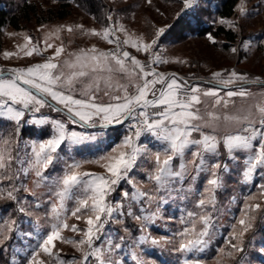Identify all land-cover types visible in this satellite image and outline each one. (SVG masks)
Here are the masks:
<instances>
[{"label": "snow or ice", "instance_id": "6c2138e0", "mask_svg": "<svg viewBox=\"0 0 264 264\" xmlns=\"http://www.w3.org/2000/svg\"><path fill=\"white\" fill-rule=\"evenodd\" d=\"M148 2L151 3V0ZM182 2L183 9H189L195 5L196 0ZM244 3L245 0H240L238 6L241 15L245 14ZM108 20H112L111 15ZM221 23L232 22L222 20ZM76 29L85 35L99 37L114 44L115 48L110 51H101L95 47L81 49L77 53H69L72 58L61 64L54 62L65 51L61 44L55 48L53 56L43 63L0 69V120L15 125L14 134L0 136V184L9 182L8 187H0V199L22 205L17 193L21 188L24 191L29 189L21 177L34 176L33 183L36 187L44 182H50L51 185L49 190L52 203L48 212L50 228L39 236L26 264H90V261L93 264H120L119 261H113L108 253L121 249L125 238L120 237V242H114L110 236L105 235L106 225L111 222L123 224V217L131 216L141 222V230L146 233V225L157 215L155 212L151 215H137L133 211L136 203L156 200L155 195L141 190L130 175L143 157L149 156L152 159L153 167L148 179L155 183L156 191L167 188L173 180H184L189 172V165L195 172L191 177L193 180L199 174L207 173L204 189L199 193L197 201V207L201 209L215 206V192L221 186V171L227 167L219 159H215L220 156L221 148L226 150L231 159L237 158L239 152L247 153L243 169L246 179L256 170L264 169V100L254 106L255 117L251 108L244 115H221L215 111L217 106L226 109L234 102V97L247 98L252 95L244 87L245 84L264 86V81L259 78L249 81L246 74L225 70L224 73H212V78L205 82L222 87L203 88L200 84H190L175 73L165 74L153 67L154 64L170 62L153 50L157 44L156 39L150 42H144L142 37L132 39L123 25L113 24L101 30L87 31L82 25H77ZM61 30H64V26L56 30L57 39ZM74 30L71 26L66 27L69 33ZM117 32H125L127 38L121 41ZM164 32L165 28H159L155 35L159 38ZM208 39L212 41L213 37L209 35ZM25 40L27 43L18 46L17 52L5 51L4 59L20 57L21 53L25 57H31L34 53L41 54L39 44H32L31 38L27 36ZM43 43L44 51L54 47L47 37ZM124 46L147 53L151 57L150 61L142 63L124 50ZM231 51L235 53L237 49L232 48ZM117 73L123 74L127 82L115 80ZM238 82L239 86L235 89L225 90ZM221 91L223 95L220 94ZM104 97L108 98L107 101ZM205 97L211 98L212 102L210 107L205 106L202 110L200 106L204 104ZM45 107L64 113L67 119L37 117L36 114ZM27 115L31 119L25 120ZM221 119L241 127L234 132L217 134L216 122ZM124 121H133L129 124L130 133L108 153L92 160L66 163L63 174L55 179L45 175L61 159L62 145H79L94 138V135L87 136L83 132L70 130L69 124L103 129ZM22 122L50 124L51 135L47 139L33 140L21 147L16 137ZM145 133L154 137L162 147L153 151L148 145L140 143V138ZM188 152L190 159H186ZM177 160L179 163L174 165ZM211 160L214 162L210 163ZM84 163L97 164L104 169V173L81 171ZM122 182L131 185L132 190L123 189ZM117 188H121L122 199L113 202L109 197ZM260 189V196L264 197V185ZM254 199L255 196L248 197V200ZM68 201L74 203L71 210L66 207ZM124 201H128L127 207ZM36 206L39 207V204ZM18 211L25 213L27 210L20 206ZM258 211H264L261 203L245 205L240 218L232 226L231 240L228 242L230 250L220 249L222 258L227 256L235 259V253L244 251L243 238L253 228L255 213ZM187 215L197 219L191 221V227H185L178 233L182 239L175 250L194 255L202 252L208 244V228L212 217L207 212H189ZM70 218L82 220L84 227L69 224ZM197 222L201 225L199 230L195 227ZM15 224V220L3 222V227H0V245L11 238L7 233L13 231ZM64 231L75 233L79 239L66 238ZM26 235L31 236L32 233ZM149 238V235H145L139 243L142 244ZM57 242L72 245L81 256L71 260L62 259L56 249ZM151 243L159 244L160 241L152 238ZM41 256L48 259H42ZM184 264H204V261L191 258L185 259ZM217 264H221L220 260Z\"/></svg>", "mask_w": 264, "mask_h": 264}, {"label": "rangeland", "instance_id": "374dc122", "mask_svg": "<svg viewBox=\"0 0 264 264\" xmlns=\"http://www.w3.org/2000/svg\"><path fill=\"white\" fill-rule=\"evenodd\" d=\"M37 1V6L40 9H46L49 7H56V0H35ZM106 3L111 7L109 12L105 15L104 19L100 23L95 22L91 15L85 14L83 11H80L79 8L72 7L70 15L63 20H55L52 22L37 24L35 22H30L26 24V28H21L20 30H15L10 27H6L2 31V46L0 50V69H9L13 67H27L36 63H43L47 59L53 56L55 48L63 44L65 51L61 54L56 61L58 63H63V61L71 59L69 53H77L81 49L88 50L92 47L97 48L101 51H110L115 48L114 44H109L107 41L100 39L99 37L85 35L80 30L76 29L77 25H82L85 31L90 29L101 30L105 26L109 25H123L126 33L132 37V39L143 38L144 42H150L152 39L157 40V44L154 46V51L159 54L162 58L169 60V63L154 64L153 67L156 68L158 72H163L165 74H171L176 72L181 74L187 79V81H195L194 84H200L203 88L213 87L205 82L212 78V73L222 72L225 70L227 72L236 71L239 74H246L249 78V81L259 78L261 81H264V0H245L244 8L245 14L241 15L239 5L240 0H237L234 13L229 18L217 17L214 14V8L218 5L220 0H196L195 5L189 9H183V2L180 3H162V0H151V3L148 0H105ZM3 6V3H1ZM205 7L209 8L211 11V18L214 19V25L222 24L228 28L234 29L238 33V38L234 44L230 45V50L236 48L237 51L233 53L232 51H226L225 54L217 52L214 48L207 46L203 40H187L183 41L181 44L176 46L167 47L169 36H167V22H170V19H173L176 15L181 16L184 14L187 15L186 18L189 21L193 20L195 17L196 8ZM160 7V8H159ZM163 7V8H162ZM203 9V8H201ZM173 12V14L171 13ZM192 12L194 13L193 16ZM109 15H111L112 20H108ZM151 17L152 23L150 30L147 34V28L145 27L146 16ZM176 16V17H177ZM204 23H211V19L202 17ZM230 21L229 23H221V21ZM64 26V30H61L58 35L59 39L56 38L58 28ZM71 26L75 29L72 33L66 31V27ZM25 27V26H23ZM243 27V29H242ZM159 28H165V32L161 34L159 38L156 37V31ZM240 28V30H239ZM120 40L123 41L126 37L125 32H117ZM31 38L32 44H39L41 48V54H33L31 57H25L23 54H20V57H13L11 59H4L3 53L5 51L17 52L18 46H22L27 41L25 37ZM48 38V42L54 45L53 48L47 49L44 51V39ZM164 38V43L162 39ZM224 41V40H221ZM225 42V41H224ZM167 47V48H166ZM124 50L130 52L132 56H135L142 63H147L150 61L151 57L147 53L137 52L136 49L131 48L130 46H124ZM232 55H231V54ZM218 54L219 57H215ZM197 60L198 62H194ZM181 61V62H177ZM229 66V67H228ZM65 71H69L65 69ZM119 78L123 83L127 82V78L120 73L115 74V78ZM201 80V82H200ZM191 82V83H193ZM238 82L236 85L228 86V89L232 90L239 86ZM217 88L222 86L214 85ZM244 87L252 93V95L247 98L234 97L232 100L233 103H230L229 106L225 109L223 107L217 106L215 111L221 115L230 114V115H244L251 108L254 117H255V105L264 100V86L261 84L248 83ZM223 95V91L220 93ZM107 101V97L103 98ZM204 104L211 105V98H203ZM52 111V110H51ZM51 119L66 120L65 118H60L56 116ZM127 124L128 135L131 131L129 124L133 121H124ZM123 122V123H124ZM13 126L14 124L11 123ZM26 125V124H24ZM30 124L27 123L26 126ZM43 125V124H35ZM70 130H80L82 129L78 125H68ZM74 126V127H73ZM77 127V130L75 129ZM241 125H238L234 122H226L223 119L216 122V129L218 133L222 135L225 132H234L239 129ZM0 126V136L14 134L15 125L7 129V133H3ZM21 130V128H20ZM20 131L16 137L21 144V147L30 143L33 140H43L37 139L35 137L29 136H20ZM86 135V134H85ZM88 135V134H87ZM89 135H93L90 134ZM125 135V136H126ZM49 137V136H48ZM47 137V138H48ZM44 138V139H47ZM119 140V139H117ZM86 143H82L84 146H93L96 144V137L93 139L86 140ZM114 147V146H113ZM153 151L159 150L158 147H151ZM111 149H106L103 154L108 153ZM64 151L66 153L73 155L69 157L70 161H66L64 158ZM15 155V153H13ZM66 154V156H68ZM62 161H57L54 167L48 169L45 175H50L51 179L63 174L66 163H71L73 160L86 161L90 160L89 158H80L75 156V151L72 149V145L64 144L62 145V151L60 152ZM247 153L239 152L237 158H229L226 150H220V156L215 159H219L223 164H226L227 167L221 171V186L215 192V206H209L207 209H201L197 207V201L200 198L199 193L203 191L207 173H201L197 176L195 180L191 177L195 175V172L192 170V166L189 165V172L186 175L183 181L178 180L175 182L173 180L165 189H160L159 194L162 196H173L181 193L182 191L188 192L191 195L192 201L188 203L181 204L177 209V221L171 216L173 214L172 210L175 208V200H167L162 198L157 199L151 202L143 201V203H136L133 205V211L137 215H151L153 212L157 213L146 225L147 232L141 230V222L137 221V224L140 226V232L137 235H133L131 247L128 251H123V246L120 250H114L111 253H108L110 258L113 261H119L120 264H124L122 260L123 257H128V262L131 264H159L155 258V255H160L161 262H165L167 259V264H184L185 259L198 258L204 261V264H217V261L220 260L221 264H230V258L224 256L223 258L220 255V249L230 250L227 247L226 242L216 245V242L222 237L223 234L228 236L225 238L228 240V237H231L233 231L232 226L236 224L237 220L240 218L242 212L245 209L247 203H261L264 200V197L260 196V186L264 185V169L256 170L250 177L247 179L243 175V169L245 168V159ZM67 158V157H66ZM95 159V158H94ZM186 159H190V152L186 153ZM177 164L179 161H174ZM214 162V160H211ZM145 165V166H144ZM176 165V164H175ZM15 167V166H14ZM153 162L149 156L143 157L138 161V166L130 174L134 177L137 182V186L143 191H147L149 195L154 194L152 186L149 184L151 181L148 179L149 172L152 170ZM81 171L94 172L97 174L104 173V169L99 165L94 163H84ZM145 171V172H144ZM147 171V172H146ZM35 177L29 176L27 178L21 177V180L24 184L28 186L29 191H24L23 188L17 193L18 199L22 201L21 204H17L15 201H9L6 199H0V227H3V222L7 220H15L16 224L10 235V239L6 241L3 245H0V250L3 254H7L10 264H26L28 256L33 248H35L39 236H42L50 228V218L48 212L52 203L51 192H50V182H44L39 187H36L33 183ZM19 183V181H17ZM124 183L125 187L123 189L128 190V186L132 188L126 182ZM9 182L4 181L0 184V187H8ZM152 191V194H151ZM121 192V190H120ZM34 193V195L32 194ZM249 196H255L256 199L248 200ZM184 197L187 199L189 196L184 194ZM54 199V198H53ZM122 199L120 193L117 194L116 201ZM125 206L127 207L128 202L124 201ZM39 204V207L36 205ZM71 202L66 203V207L71 210L73 206H70ZM166 204L171 205V209L165 210ZM23 206L26 208L25 213L18 211V208ZM185 210V212H183ZM189 212H198V214H203L207 212L212 217V222L208 228V244L202 252H197L194 255L190 253H181L179 259L175 261L176 247L181 241L182 237L178 233L182 232L185 227H191V221L197 219L196 217H189L187 214ZM256 215V213H255ZM69 224H77L79 227L83 228L84 223L82 220L77 221L75 218H70L68 220ZM180 224L179 225H177ZM264 223V217H263ZM157 227L159 233L153 234L151 232V227ZM179 226V227H178ZM195 227L197 230L200 229L201 225L199 222L196 223ZM237 228L239 225L237 224ZM6 232V229H5ZM27 233H32L31 236L26 235ZM39 234V235H38ZM176 234V235H175ZM63 235L66 238L79 239L75 233L71 231H64ZM105 235L111 236V232L108 229L105 230ZM149 235V239L144 243H139L142 237ZM246 236V235H245ZM155 238L160 241L159 244H152L151 239ZM2 239V236H0ZM115 242L116 240L113 239ZM118 242L119 239H117ZM243 241L244 240L243 238ZM100 243V242H98ZM228 243V242H227ZM243 246V245H242ZM216 249L214 254L212 250ZM56 249L59 250L60 256L64 260H71L75 258L76 249L70 244H64L57 242ZM264 235L261 234V231L255 233V235L248 239L246 248L239 257L238 264H264ZM122 252L119 255V252ZM164 251V254H162ZM70 253V256L65 257V254ZM156 253V254H155ZM172 257L170 256V254ZM169 255L170 258H167ZM42 259L47 260V257L41 256Z\"/></svg>", "mask_w": 264, "mask_h": 264}, {"label": "trees", "instance_id": "16d2710c", "mask_svg": "<svg viewBox=\"0 0 264 264\" xmlns=\"http://www.w3.org/2000/svg\"><path fill=\"white\" fill-rule=\"evenodd\" d=\"M236 2L237 0H220L218 5L214 8V14L218 18L219 17L221 18L231 17L234 13V7H235ZM1 3H3V6L1 5ZM162 3L163 4L172 3V5H174V3L181 4L182 0H162ZM75 5L77 8H79L80 11H83L85 14L91 15L92 19L97 23H100L102 19H104L105 15L111 9V7L106 3L105 0H56V5H55L56 7L54 8L49 7L46 9H40V7L37 6V1L35 0H0V50L2 46V36H3L2 31L6 27H10L15 30H18V29L20 30L21 28H26V24L30 22L41 24V23L52 22L55 20H63L70 15L71 8L75 7ZM201 8L200 7L196 8V12H194L195 17H193L194 21L193 20L189 21V19L186 18L187 15L190 14L189 13L187 15L184 14L181 16L176 15L177 17L175 16L173 19H170L171 20L170 22H167V25H168L167 36H169L170 38L168 39V42L170 43H168L167 47L169 48L171 46L179 45L183 41H187L188 39L195 40V41L203 40L207 46L214 48V50H216L217 52H221L222 54H225L226 51L231 52L230 45L236 42L238 38V35H237L238 33H236L234 29L228 28L222 24L214 25V19L211 18L212 16L210 15L211 11H208L210 9L209 8L205 9V7L203 6ZM171 13L173 14V12ZM194 13L192 12L191 17L193 16ZM145 16H146L145 27L148 30L146 31V33L148 34L150 30L149 26L151 27L152 20H151V17H149L148 15H145ZM205 16L211 19L212 22L210 24L204 23L202 17H205ZM209 35L213 37L212 41L208 39ZM221 40H224L225 42ZM162 42L164 43V38L162 39ZM215 57H219L218 54ZM194 62H198V61L194 60ZM179 75L180 77H183L181 74ZM183 78L187 80L185 77ZM115 80H119V78L116 77ZM119 81L120 83H123L122 80H119ZM188 82H193V81L191 80ZM193 83H195V81ZM211 86H214V85H211ZM40 113L47 114L49 118H53V117L55 118L56 116L60 118L66 117L64 113L51 111V108H48V107L41 109ZM0 126L1 128H4L2 129L3 130L2 132L5 134L8 131L7 129L10 130V128H12L14 125L12 126L11 122L9 121L0 120ZM81 128L87 129V130L93 129L91 127H88V128L81 127ZM109 129L112 130L114 128H109ZM127 129L128 128L126 127L125 133L127 132ZM50 132H51L50 124H43L40 126L35 125V124H30L26 126L22 124L21 130H20V134H21L20 136H29V137H35L37 139H44L49 136ZM72 149L75 151V156H78V157H80L79 155L83 152L79 149V147H76V146L72 147ZM222 149L223 148H221V150ZM99 153L103 154L104 152L99 151ZM66 154L68 153L64 151V156H65L64 158L66 159V161H70V159L68 158L73 155L68 154V156H66ZM90 157L92 158L91 154H89L86 158L90 159ZM62 162L64 163V161ZM149 184L152 186L154 190V194H152V191H151V194L155 195L157 199H161V198L166 199V200L171 199L177 202L175 203L176 206L174 210H172L173 214L171 215L176 221H177L176 216L179 211L177 209L180 207V205L184 203H188L193 200L191 199V195L188 192L182 191V194L180 192L176 194V190L178 189V186H177V189L175 190V195L168 197V196H162L159 194V191H156L155 183L153 181H151ZM124 187L125 185L123 183L122 188ZM127 188L129 191L131 190L129 186ZM120 190L121 188H117V190L112 193V196L109 197V199L113 200L114 202L117 194L119 195ZM184 194L189 196V198L186 199L184 197ZM70 202H71L70 206H73L74 205L73 201H70ZM142 203L144 204V202ZM261 205H262V208H264V200L262 201ZM167 209H171V205L166 204L165 210ZM183 212H185V210H183ZM196 213L198 214V212ZM263 217H264V211L256 212V219L253 222V228L244 237V240H246L243 242L244 249L246 248L248 239L249 238L252 239L255 233H257L258 231H261V234L264 235ZM123 220H124L123 224H116L115 222L109 223L108 225H106L105 230L108 229V231L111 233L113 230H116V234L114 237L115 238L114 240H116L115 242H118L117 239H119L120 237H124L125 239L122 243L124 244L123 251H128L131 247L133 235H137L140 232V228H139L140 226L137 224L136 220L131 216H125L123 217ZM177 225L180 226V224L178 223ZM125 229H127V231H125ZM158 230L159 229L157 227L152 226L150 231L153 232V234H157L159 233ZM227 236H228L227 234H223L222 237H220V239L216 242V245L219 246L220 244H223L226 242L227 247H228L227 242L231 240V237H228V239L230 240L227 241V239H225ZM215 251L216 249L213 248L212 253L214 254ZM122 252L120 251L119 255ZM242 253H235V259L230 258V261H231L230 264H238L239 257ZM162 254H164V251ZM178 255H180V252L176 254L175 261L179 259ZM67 256L69 257L70 253L65 254V257ZM80 256H81V253L78 251H75V258H79ZM170 256L172 257L171 254ZM121 258L124 261V264H130L128 262V257L122 256ZM155 258L159 264H167L166 258H164L166 260L165 262L164 261L161 262L162 257L160 255L156 254ZM167 258H170L169 255L167 256ZM0 264H10L7 254H3L1 250H0ZM90 264H93V262L90 261Z\"/></svg>", "mask_w": 264, "mask_h": 264}, {"label": "crops", "instance_id": "0c3cea01", "mask_svg": "<svg viewBox=\"0 0 264 264\" xmlns=\"http://www.w3.org/2000/svg\"><path fill=\"white\" fill-rule=\"evenodd\" d=\"M190 84H194V83H191V82H189ZM205 106H209V105H206V104H203V105H201L200 107H201V109L203 110V108L205 107ZM36 116L37 117H40V116H47V117H49L47 114H45V113H37L36 114ZM27 119H31V116L30 115H27L26 117H25V120H27ZM22 124H26L27 125V123H24V122H22ZM40 126V125H39ZM79 127H82V126H80V125H78ZM126 127H127V124L124 122V123H122V124H119V125H111V126H109V127H107V128H103V129H101V128H99V129H97V128H93L92 130H87V129H80V130H77V127H75V129L78 131V132H83V133H85L87 136H95L96 137V144H94L93 146H84V145H82V143L81 144H79V145H72V147H74V146H76V147H79V149L81 150V151H83L79 156H80V158H82V157H84V158H86L89 154H91V156H92V158L90 157V160H92V159H94V158H96V157H98V156H100V155H102L101 153H99V151H105L106 149H111L113 146H116V145H118L122 140H123V138L125 137V135H126V133H125V130H126ZM109 128H114V129H109ZM111 130V131H110ZM205 131H211V129H205ZM89 133L90 134H93V135H89ZM216 133L217 134H220V135H222L221 133H218L217 131H216ZM51 135V132H50V134H49V136ZM198 138V137H197ZM117 139H119V140H117ZM87 141L85 140L83 143H86ZM140 143H143V144H146V145H148V147L149 148H151V147H153V146H155V147H158L159 149L162 147L161 145H160V143L159 142H157L156 140H155V138L154 137H152L150 134H148V133H145L144 135H142L141 136V138H140ZM71 154V153H70ZM69 154V155H70ZM175 164H177V162L176 163H174V165ZM145 166V165H144ZM145 172V171H144ZM147 172V171H146ZM148 175V174H147ZM178 180H175V182H177ZM183 181V180H182ZM131 190H132V188H131ZM130 190V191H131ZM147 201V200H146ZM162 199H161V204H162ZM165 201H167L166 199H165ZM126 202H128V201H126ZM115 234H116V230H113L112 231V233H111V236L113 237V239H115L114 237H115ZM124 247V246H123ZM120 250V249H119Z\"/></svg>", "mask_w": 264, "mask_h": 264}, {"label": "water", "instance_id": "95a60500", "mask_svg": "<svg viewBox=\"0 0 264 264\" xmlns=\"http://www.w3.org/2000/svg\"><path fill=\"white\" fill-rule=\"evenodd\" d=\"M173 73L177 74L176 72H173ZM177 75L180 77V75H179V74H177ZM218 86H220V85H218Z\"/></svg>", "mask_w": 264, "mask_h": 264}]
</instances>
